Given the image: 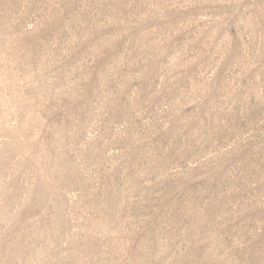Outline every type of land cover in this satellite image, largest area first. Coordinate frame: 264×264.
Returning <instances> with one entry per match:
<instances>
[{"label": "rangeland", "instance_id": "obj_1", "mask_svg": "<svg viewBox=\"0 0 264 264\" xmlns=\"http://www.w3.org/2000/svg\"><path fill=\"white\" fill-rule=\"evenodd\" d=\"M0 264H264V0H0Z\"/></svg>", "mask_w": 264, "mask_h": 264}]
</instances>
